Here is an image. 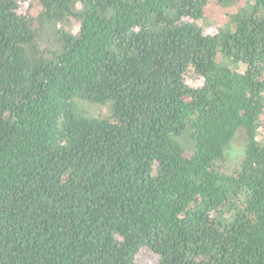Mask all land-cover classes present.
<instances>
[{
    "label": "trees",
    "instance_id": "obj_1",
    "mask_svg": "<svg viewBox=\"0 0 264 264\" xmlns=\"http://www.w3.org/2000/svg\"><path fill=\"white\" fill-rule=\"evenodd\" d=\"M38 3L0 0V264H264V0Z\"/></svg>",
    "mask_w": 264,
    "mask_h": 264
},
{
    "label": "rangeland",
    "instance_id": "obj_2",
    "mask_svg": "<svg viewBox=\"0 0 264 264\" xmlns=\"http://www.w3.org/2000/svg\"><path fill=\"white\" fill-rule=\"evenodd\" d=\"M31 10L32 16H37L41 12L42 8L39 6L38 0H24ZM236 11V6L232 7H209L205 17L198 23L210 32H214L222 26H227L228 24V13ZM48 33L41 35V40L44 41L49 39ZM45 43V42H44ZM74 107L77 112L89 117H99L104 118L109 115V107L106 105L93 104L87 101L75 100ZM240 134L229 144L225 157L227 165L231 166L238 162L242 155V147L238 142ZM136 264H151V259L146 253H142L139 257L138 263Z\"/></svg>",
    "mask_w": 264,
    "mask_h": 264
}]
</instances>
